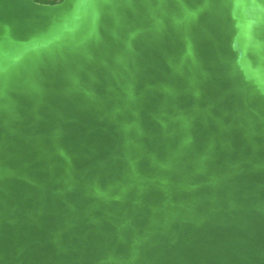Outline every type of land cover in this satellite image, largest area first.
Instances as JSON below:
<instances>
[{"label": "water", "instance_id": "1", "mask_svg": "<svg viewBox=\"0 0 264 264\" xmlns=\"http://www.w3.org/2000/svg\"><path fill=\"white\" fill-rule=\"evenodd\" d=\"M0 264H264V0H0Z\"/></svg>", "mask_w": 264, "mask_h": 264}, {"label": "rangeland", "instance_id": "2", "mask_svg": "<svg viewBox=\"0 0 264 264\" xmlns=\"http://www.w3.org/2000/svg\"><path fill=\"white\" fill-rule=\"evenodd\" d=\"M35 1L40 2V1H38V0H35ZM41 1H47V2H50V3H48V4H54V3H58V2H60L61 0H41ZM41 3H44V2H41Z\"/></svg>", "mask_w": 264, "mask_h": 264}, {"label": "trees", "instance_id": "3", "mask_svg": "<svg viewBox=\"0 0 264 264\" xmlns=\"http://www.w3.org/2000/svg\"><path fill=\"white\" fill-rule=\"evenodd\" d=\"M38 1H40V3H41V2H44V3H50V2H47V1H41V0H38Z\"/></svg>", "mask_w": 264, "mask_h": 264}]
</instances>
